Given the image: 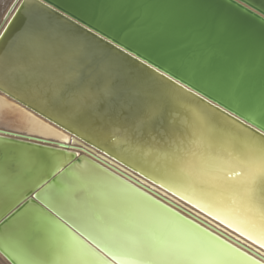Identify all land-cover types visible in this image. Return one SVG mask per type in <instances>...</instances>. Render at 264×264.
Here are the masks:
<instances>
[{"label": "water", "instance_id": "95a60500", "mask_svg": "<svg viewBox=\"0 0 264 264\" xmlns=\"http://www.w3.org/2000/svg\"><path fill=\"white\" fill-rule=\"evenodd\" d=\"M209 1L218 8L227 6L245 23L264 31V0ZM26 19L43 21L44 48L35 55L22 54L16 46L15 38ZM212 26L206 41L213 35ZM203 27L195 31L202 32ZM5 29L7 35L0 39V171L7 175L10 166L20 171L18 162L29 156L55 160L79 175L98 177L110 189L156 211L159 227L182 229L177 233L178 242L211 246L225 257L210 264H264V248L248 239V232L255 229L249 225L243 235L236 230L244 227L242 209L221 214L219 219L215 212L209 215L207 198L194 196L190 189L167 180L163 160H158L181 142L188 144L190 133L203 128L201 116L216 128L245 135L236 127L239 121L234 120L235 114L229 117L225 108L220 112L214 107L217 103L192 88L189 92V86L153 60L131 54L51 4L47 7L41 6L40 0H12L0 22V32ZM84 49L87 55L82 54ZM105 68L109 71H102ZM74 69L83 75L70 92L81 97V103L94 100L79 117L70 112L71 95L66 94L63 102L49 98V90ZM169 75L178 83L169 80ZM260 81L261 77L258 85ZM105 86L113 95L101 100ZM154 104L160 105V110L149 118ZM142 120L147 124L137 128ZM241 179L234 177L227 183L237 184ZM260 184L264 186V181ZM39 191L34 183L15 182L11 195L0 199V228L17 213L23 215L35 208L51 215L43 202L35 199ZM95 250L108 264H126ZM0 264L31 262L0 243ZM52 264L77 262L60 259Z\"/></svg>", "mask_w": 264, "mask_h": 264}, {"label": "snow or ice", "instance_id": "6c2138e0", "mask_svg": "<svg viewBox=\"0 0 264 264\" xmlns=\"http://www.w3.org/2000/svg\"><path fill=\"white\" fill-rule=\"evenodd\" d=\"M40 3L50 7L47 0ZM42 28L41 20L24 21L15 38L22 54L35 55L43 50ZM6 35L7 29L0 32V39ZM82 54L87 55V50H82ZM82 75L74 69L49 90L52 102H63L66 94L71 95L70 112L74 117L94 102L89 98L81 103V97L70 92ZM17 76L28 78L23 73ZM168 79L173 77L169 75ZM179 86L184 87L182 83ZM112 95V89L105 86L101 100L111 99ZM233 102L236 107L228 116L235 113L234 120L239 121L236 127L245 135L216 128L201 116L203 128L190 133L188 144L181 142L158 160H163L167 180L190 189L194 196L207 198L209 215L215 212L219 219L221 214L242 209L246 217L242 221L244 227L236 230L243 235L251 225L255 230L248 232V239L264 248V186L260 184L264 181V90L257 95L237 87ZM214 107L223 112L227 104ZM159 110L160 105H152L149 118ZM146 124L147 120L139 121L137 128ZM18 167L20 171L10 166L7 175L0 171V199L11 195L15 182L34 183L40 187L35 199L42 201L51 215L40 208L23 215L17 213L0 228V243L12 247L31 264H52L60 259L77 264H108L106 257L98 255L95 249L126 264H210L225 258L211 246L192 247L178 242L177 233L182 229H162L155 223L159 213L110 189L98 177L82 176L55 160L42 161L30 156L19 161ZM234 177L242 179L237 184L227 183Z\"/></svg>", "mask_w": 264, "mask_h": 264}, {"label": "bare ground", "instance_id": "6f19581e", "mask_svg": "<svg viewBox=\"0 0 264 264\" xmlns=\"http://www.w3.org/2000/svg\"><path fill=\"white\" fill-rule=\"evenodd\" d=\"M47 1L229 111L237 87L257 95L264 90V31L227 6L209 0ZM11 2L0 0V22Z\"/></svg>", "mask_w": 264, "mask_h": 264}]
</instances>
